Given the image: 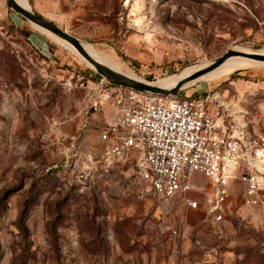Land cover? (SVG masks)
<instances>
[{
    "label": "rangeland",
    "instance_id": "rangeland-1",
    "mask_svg": "<svg viewBox=\"0 0 264 264\" xmlns=\"http://www.w3.org/2000/svg\"><path fill=\"white\" fill-rule=\"evenodd\" d=\"M27 1L150 83L264 49V0ZM94 74L0 0V264H264V166L258 203L231 181L220 224L180 202L164 210L131 163L102 161L104 115L83 88ZM192 92L219 94L264 134V67L179 93ZM190 183L211 193L202 173Z\"/></svg>",
    "mask_w": 264,
    "mask_h": 264
},
{
    "label": "built area",
    "instance_id": "built-area-1",
    "mask_svg": "<svg viewBox=\"0 0 264 264\" xmlns=\"http://www.w3.org/2000/svg\"><path fill=\"white\" fill-rule=\"evenodd\" d=\"M83 88L91 115L109 110L97 126L106 168L131 163L164 210L180 202L220 224L231 181L242 184L250 205L258 203L264 134L255 136L245 114L236 116L219 94H146L99 74ZM195 171L211 180V193L191 186Z\"/></svg>",
    "mask_w": 264,
    "mask_h": 264
},
{
    "label": "water",
    "instance_id": "water-1",
    "mask_svg": "<svg viewBox=\"0 0 264 264\" xmlns=\"http://www.w3.org/2000/svg\"><path fill=\"white\" fill-rule=\"evenodd\" d=\"M6 2L10 9L14 13H16L20 18L49 31L53 35L72 45L76 49V51L93 66L94 71L100 76L104 77L113 84L130 88L141 93L176 96L178 92L182 89V86L184 84L215 69L216 67L221 65L227 58L234 55L244 56L257 61H264V54L259 53L258 51H241L235 48L228 49L218 57L212 60H208L207 63L196 68L195 70L178 80L173 86L165 87L159 84L150 83L132 76H128L95 60L91 55H89L85 51L77 37L66 32L51 20L43 17L39 13L33 11L31 8L21 5L16 0H6Z\"/></svg>",
    "mask_w": 264,
    "mask_h": 264
},
{
    "label": "bare ground",
    "instance_id": "bare-ground-1",
    "mask_svg": "<svg viewBox=\"0 0 264 264\" xmlns=\"http://www.w3.org/2000/svg\"><path fill=\"white\" fill-rule=\"evenodd\" d=\"M17 2H19L21 5L30 8L29 3L27 0H16ZM32 26L41 34H44L45 36H47L48 38H50L51 40H53L54 42L58 43L59 45L67 48L68 50H70L73 54L77 55L80 59H82L89 67H91L93 69V66L87 62L77 51L76 49L70 45L69 43H67L66 41L58 38L57 36L53 35L52 33H50L49 31L38 27L34 24H32ZM83 48L85 49V51L91 55L95 60L121 72L124 73L128 76H132L135 77L137 79L143 80L140 77H138L134 72H132L129 69L123 68V66L111 55H109L108 53H105L104 50L102 51L99 48L94 47L93 45H86L83 44L81 42ZM241 51H248L249 49H243V48H235ZM259 53L264 54V49L261 51H258ZM207 63V62H206ZM205 64V63H204ZM202 64H198V66H191V68H189L187 71L183 70L182 72L176 74V75H172L170 77H165L167 79L165 80H159L157 82H153L154 84H159L165 87H171L174 84H176V82L178 80H180L181 78H183L184 76H186L187 74H189L190 72H192L193 70H195L196 68L204 65ZM264 67V61H257L254 59H250L244 56H240V55H234L231 56L229 58H227L221 65H219L218 67H216L215 69L201 75L200 77L187 82L186 84H184L182 86V88H185L197 81H205V82H214L217 81L219 79L225 78L230 76L231 74H233L234 72L238 71V70H243V69H251V68H262ZM185 71V72H184ZM144 81V80H143ZM189 88V87H188Z\"/></svg>",
    "mask_w": 264,
    "mask_h": 264
},
{
    "label": "crops",
    "instance_id": "crops-1",
    "mask_svg": "<svg viewBox=\"0 0 264 264\" xmlns=\"http://www.w3.org/2000/svg\"><path fill=\"white\" fill-rule=\"evenodd\" d=\"M103 115H104V119H107L109 117V110L107 108H105V110L103 111Z\"/></svg>",
    "mask_w": 264,
    "mask_h": 264
}]
</instances>
